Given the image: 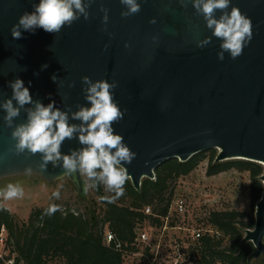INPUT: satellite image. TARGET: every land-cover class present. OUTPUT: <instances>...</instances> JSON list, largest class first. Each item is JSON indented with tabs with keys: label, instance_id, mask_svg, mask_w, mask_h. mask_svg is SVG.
<instances>
[{
	"label": "water",
	"instance_id": "95a60500",
	"mask_svg": "<svg viewBox=\"0 0 264 264\" xmlns=\"http://www.w3.org/2000/svg\"><path fill=\"white\" fill-rule=\"evenodd\" d=\"M38 2L0 0V101L11 97L9 81L19 78L34 100L45 106L54 100L61 110L70 106L75 111L77 105L90 107L83 76L116 81L114 100L126 112L113 128L137 154L123 165L136 189L144 178L155 179L164 162H186L211 149L219 150L216 162L238 159L264 166V0H231L251 19L253 37L240 57L233 60L225 52L222 61L217 58L221 41L215 37L208 46L196 47L197 37L212 33L190 2L183 7L179 0H138L141 11L122 18L126 9L120 0H95L88 20L81 17L58 34L38 28L14 40L11 28ZM101 6L109 9L107 31L102 30ZM153 18L156 23H149ZM4 115L0 109V179L28 174L54 182L67 176L84 191L78 172L64 175L51 164L41 171L40 154L10 153L15 142ZM22 122L23 110L15 124ZM81 147L77 139L66 140L61 151ZM260 179L264 184V173ZM255 219V228L247 229L242 240L255 246L249 262L264 254V191Z\"/></svg>",
	"mask_w": 264,
	"mask_h": 264
},
{
	"label": "clouds",
	"instance_id": "9594fccd",
	"mask_svg": "<svg viewBox=\"0 0 264 264\" xmlns=\"http://www.w3.org/2000/svg\"><path fill=\"white\" fill-rule=\"evenodd\" d=\"M94 2L95 0H39L33 5V11H26L19 17L18 22L11 28V36L14 40H19L23 38L24 32L32 33L38 28L58 34L65 26L71 27L81 17L88 20L89 9ZM189 2L196 15L203 17L205 27L212 33L203 39L197 37L196 47L208 46L215 37L221 41L220 51L217 53L219 60L224 59L225 52L233 60L240 57L253 37L251 19L238 7L231 5V0H179L183 7H187ZM120 3L126 9L121 11L122 18L141 11L138 0H120ZM99 11L103 13L102 30L107 31L109 9L101 6ZM217 11L221 13L218 18ZM149 23L155 24L156 19H151ZM152 40L156 43L158 38L154 36ZM125 48H130V45L125 43ZM43 67L46 68L47 65ZM57 79L55 75L52 76L54 82ZM81 80L85 85V100L90 107L77 105L75 111L70 106L61 110L56 107L54 100L45 106L41 101L33 99L23 80L17 78L9 81L12 95L0 101V109L5 113L3 120L12 129L11 139L15 142L9 152L14 155L26 151L32 155L40 154L38 167L41 171H46L51 164L53 168L61 167L64 175L78 172L92 182L86 185L85 192L89 187L95 188L102 184L106 191L114 193L111 198H104L111 202L124 195L128 175L123 165L131 164L137 155L124 143V137L113 128L114 124L123 119L126 109L122 111L114 100L113 90L118 87L116 81H93L88 76H83ZM74 86V83L69 84V87ZM26 105L30 107H25ZM22 110L26 113V122L15 124ZM70 120L79 123H70ZM73 139H77L82 147L63 154L62 145L66 140ZM23 194V188L19 184L9 183L0 190V196L5 200L21 198ZM52 195L56 199L60 198L59 191ZM59 210L60 206L53 204L46 210V214L54 215Z\"/></svg>",
	"mask_w": 264,
	"mask_h": 264
},
{
	"label": "trees",
	"instance_id": "16d2710c",
	"mask_svg": "<svg viewBox=\"0 0 264 264\" xmlns=\"http://www.w3.org/2000/svg\"><path fill=\"white\" fill-rule=\"evenodd\" d=\"M216 152L211 149L186 162L170 159L156 169L155 179L144 178L140 189H136L128 178L124 195L111 202L104 198H111L114 193L105 191L102 184L98 185L94 188L97 199L82 212L60 207L54 215H47L49 206L36 208L27 222L20 223L7 208H1L0 232L5 226L8 230L6 245L24 264H125V254L135 249L139 231L146 225L150 228L164 225L179 180L208 159V175L232 168L250 174L252 211L217 210L199 220L203 228L214 233L207 232L198 240V263L264 264V254L249 262L255 246L250 241L242 242L245 231L255 228L254 212L264 191L260 179L264 166L238 159L216 162ZM147 207L152 208V214L145 212ZM180 222L174 215L169 224L177 226ZM108 231L124 243L126 251L116 250L106 242Z\"/></svg>",
	"mask_w": 264,
	"mask_h": 264
},
{
	"label": "rangeland",
	"instance_id": "374dc122",
	"mask_svg": "<svg viewBox=\"0 0 264 264\" xmlns=\"http://www.w3.org/2000/svg\"><path fill=\"white\" fill-rule=\"evenodd\" d=\"M216 151L218 155L219 150L216 149ZM208 167L209 160L206 159L191 174L181 178L178 182L175 197H185L189 205L185 226L191 228L201 226L199 220L208 217L212 211H252L250 174L232 168L216 175H208ZM83 180L84 193L81 194L67 176L54 182H48L39 176L28 174L0 179V190L11 183L22 186L24 193L21 198L11 200H5L0 196V209L7 208L20 223L27 222L34 209L48 207L53 204L59 205L62 209L77 212L85 211V207L91 205L92 201L97 199V196L92 187H89L85 192L86 185L92 182L86 176H83ZM104 190L106 191L105 187ZM56 191L60 192L59 199L52 195ZM142 230L149 233L151 238L150 250L144 253L146 243L141 244L139 249L135 247L134 250L125 254V264H147V257H151L159 244L162 245L163 249L165 246L170 247L169 245L174 241V238H172L174 234L182 238L185 233L182 230H169V232L167 231L169 236L160 239L161 232L159 230L150 228L147 225ZM7 238L8 230L6 229L5 240ZM160 240L163 242H160ZM52 264L60 263L53 262Z\"/></svg>",
	"mask_w": 264,
	"mask_h": 264
},
{
	"label": "built area",
	"instance_id": "2783aa9c",
	"mask_svg": "<svg viewBox=\"0 0 264 264\" xmlns=\"http://www.w3.org/2000/svg\"><path fill=\"white\" fill-rule=\"evenodd\" d=\"M188 201L185 197L179 196L174 197L171 202L170 210L168 215L164 218L165 222L161 228H153L159 230L161 232L160 239L167 238L169 230H182L184 231L183 237H179V235H173L174 238L172 243L169 245L170 247H161L159 244L157 250L148 258L147 264H199L198 263V254L196 247L198 246V240L207 232L211 234L214 233L213 230L203 228V226H199L197 228H191L190 226H185L186 217L189 211ZM145 212L148 214H152V208L147 207ZM174 215H177L181 222L177 224V226H170L169 221L172 219ZM181 231V232H182ZM5 232L6 227L2 226L0 232V264H24L23 261L18 259V255L16 252H12L10 248L6 245L5 240ZM150 236L147 231L140 230L138 233V237L136 238L134 245L136 249L141 247V244H147L145 248V252L150 250ZM106 242L108 244H112L116 250L126 251L124 243L112 232L106 233ZM160 242H163L160 240ZM128 252V251H127ZM126 252V253H127ZM144 255V254H143Z\"/></svg>",
	"mask_w": 264,
	"mask_h": 264
}]
</instances>
